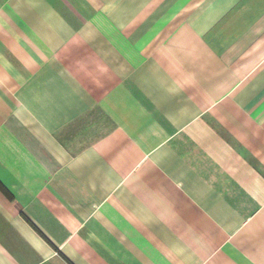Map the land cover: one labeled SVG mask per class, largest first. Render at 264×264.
Listing matches in <instances>:
<instances>
[{
	"label": "crops",
	"instance_id": "0c3cea01",
	"mask_svg": "<svg viewBox=\"0 0 264 264\" xmlns=\"http://www.w3.org/2000/svg\"><path fill=\"white\" fill-rule=\"evenodd\" d=\"M0 264H264V0H0Z\"/></svg>",
	"mask_w": 264,
	"mask_h": 264
}]
</instances>
